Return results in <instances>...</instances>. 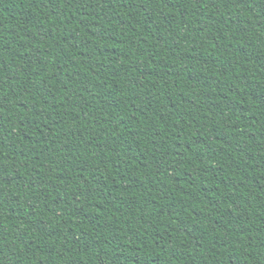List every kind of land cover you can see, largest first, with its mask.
<instances>
[{
  "label": "trees",
  "instance_id": "1",
  "mask_svg": "<svg viewBox=\"0 0 264 264\" xmlns=\"http://www.w3.org/2000/svg\"><path fill=\"white\" fill-rule=\"evenodd\" d=\"M0 264H264V0H0Z\"/></svg>",
  "mask_w": 264,
  "mask_h": 264
}]
</instances>
